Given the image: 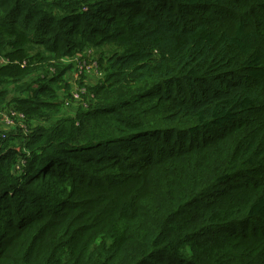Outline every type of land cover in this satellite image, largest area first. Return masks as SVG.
Returning <instances> with one entry per match:
<instances>
[{"label":"trees","instance_id":"16d2710c","mask_svg":"<svg viewBox=\"0 0 264 264\" xmlns=\"http://www.w3.org/2000/svg\"><path fill=\"white\" fill-rule=\"evenodd\" d=\"M7 107L0 264H264V0H0Z\"/></svg>","mask_w":264,"mask_h":264},{"label":"rangeland","instance_id":"374dc122","mask_svg":"<svg viewBox=\"0 0 264 264\" xmlns=\"http://www.w3.org/2000/svg\"><path fill=\"white\" fill-rule=\"evenodd\" d=\"M37 47L38 46H34ZM100 50L98 48H86L81 54L74 55V57L83 56L86 58L85 60V68L82 69L80 72H77L74 69L75 62L73 61V64L69 57H66L60 61L61 63L65 65L72 64V68L70 70H66V72L63 74L62 79L68 80V83L70 84V95L68 98L64 99L63 106L61 108L60 113H63L64 115H73L76 111V106L79 105V102L86 106V101H84V97L90 96V93H87V85L95 84L98 82L102 76L103 71L100 69L97 58L99 57ZM71 58V59H72ZM61 60V59H60ZM56 62V60H54ZM53 71V70H52ZM42 72V70H41ZM52 73V72H50ZM82 85V88L80 86ZM79 92V93H78ZM91 97V96H90Z\"/></svg>","mask_w":264,"mask_h":264},{"label":"built area","instance_id":"2783aa9c","mask_svg":"<svg viewBox=\"0 0 264 264\" xmlns=\"http://www.w3.org/2000/svg\"><path fill=\"white\" fill-rule=\"evenodd\" d=\"M72 58V57H71ZM76 65L73 64L74 69L77 72H80L85 68V60L86 58L83 56L72 58ZM82 88V86H80ZM79 93V92H78ZM24 115L21 112L16 111L14 108L7 107L4 110L0 111V126L9 127L10 129L14 127L16 123L19 124V128L22 131H25V123L23 124Z\"/></svg>","mask_w":264,"mask_h":264}]
</instances>
